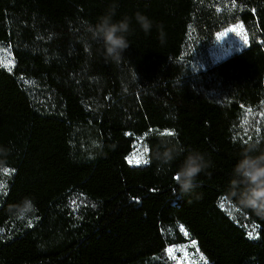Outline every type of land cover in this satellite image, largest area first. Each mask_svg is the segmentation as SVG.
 I'll use <instances>...</instances> for the list:
<instances>
[{
	"label": "trees",
	"instance_id": "obj_1",
	"mask_svg": "<svg viewBox=\"0 0 264 264\" xmlns=\"http://www.w3.org/2000/svg\"><path fill=\"white\" fill-rule=\"evenodd\" d=\"M111 6L132 29L119 62L88 31ZM238 24L248 44L212 62L215 38ZM0 46L13 62L0 65V264H144L188 241L203 256L194 264H264V218L230 193L242 148L264 149V123L242 124L264 104V0H0ZM136 136L148 162L134 166ZM162 137L210 160L193 194H175L186 151L155 159ZM25 198L34 211L12 215Z\"/></svg>",
	"mask_w": 264,
	"mask_h": 264
},
{
	"label": "clouds",
	"instance_id": "obj_2",
	"mask_svg": "<svg viewBox=\"0 0 264 264\" xmlns=\"http://www.w3.org/2000/svg\"><path fill=\"white\" fill-rule=\"evenodd\" d=\"M115 6L101 16L95 25L89 26L90 38L100 41L98 49L105 60L119 62L124 58L123 53L129 47L128 36L131 34L130 17L124 16L114 20ZM135 20L140 28L147 34L153 26L152 21L145 15L137 12ZM163 43V33L160 36ZM173 177L176 189L175 194L183 198L194 193L198 187L197 178L211 166L210 160L197 149L185 150L178 143L162 137L154 157L161 165H171L182 153H185ZM0 154H6L0 149ZM230 193L238 205L258 217L264 218V149L256 144L249 143L239 154L231 172ZM34 204L30 199H23L18 204L9 207L8 211L19 218H23L34 211Z\"/></svg>",
	"mask_w": 264,
	"mask_h": 264
},
{
	"label": "rangeland",
	"instance_id": "obj_3",
	"mask_svg": "<svg viewBox=\"0 0 264 264\" xmlns=\"http://www.w3.org/2000/svg\"><path fill=\"white\" fill-rule=\"evenodd\" d=\"M228 27L224 32H228ZM222 32V33H224ZM242 40L240 36L236 33L228 32L226 36L218 35L210 48V57L212 62H216L219 58L224 55L240 49L242 46ZM8 61H12L11 52L0 46V65L8 67L10 64ZM264 123V104L256 108H245L242 114V124L244 129L250 134L253 131H257L260 125ZM147 148L144 140V136H136L133 142V148L127 157H131L137 152H143ZM147 159V153L145 155ZM145 163H141L143 165ZM136 166V164H130ZM219 203L223 210L239 225L243 227L246 233L252 231L253 228L256 229L254 237L257 236L258 226L257 224L249 218L242 210L235 206L229 199L224 196L219 198ZM171 248L173 251L169 253L167 250ZM203 259L202 254L198 250L195 243L188 241L182 244H174L166 247L160 255H154L147 260L144 264H194L197 261Z\"/></svg>",
	"mask_w": 264,
	"mask_h": 264
},
{
	"label": "snow or ice",
	"instance_id": "obj_4",
	"mask_svg": "<svg viewBox=\"0 0 264 264\" xmlns=\"http://www.w3.org/2000/svg\"><path fill=\"white\" fill-rule=\"evenodd\" d=\"M228 32H233L236 33L238 36H240L241 40L247 45L249 42V37L247 32L244 30V25L243 24H238L233 26L232 28L228 29ZM228 32H224V33H220V36H226L228 34ZM9 64L13 63L12 61H8ZM167 135H174L173 132H167ZM148 149L145 148L143 150V152H137L136 154H133L131 157L128 158V163L129 164H136V165H140L141 163H147L148 161L145 159V155L147 153ZM183 231V229H181ZM254 233H256V229L253 228L252 231H249L247 233L248 237L251 238H255L254 237ZM185 235H187V232L185 231L184 233ZM195 243V242H193ZM169 253H172V249L169 248L167 250Z\"/></svg>",
	"mask_w": 264,
	"mask_h": 264
}]
</instances>
